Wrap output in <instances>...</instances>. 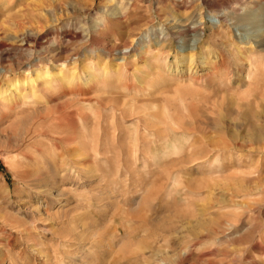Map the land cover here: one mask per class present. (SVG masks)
<instances>
[{"label":"rangeland","instance_id":"obj_1","mask_svg":"<svg viewBox=\"0 0 264 264\" xmlns=\"http://www.w3.org/2000/svg\"><path fill=\"white\" fill-rule=\"evenodd\" d=\"M0 69V264H264V0H0Z\"/></svg>","mask_w":264,"mask_h":264},{"label":"bare ground","instance_id":"obj_2","mask_svg":"<svg viewBox=\"0 0 264 264\" xmlns=\"http://www.w3.org/2000/svg\"><path fill=\"white\" fill-rule=\"evenodd\" d=\"M246 19V18H245ZM249 20V19H248ZM251 22V21H250ZM243 23V22H242ZM241 23V24H242ZM246 26V25H245ZM237 28V27H236ZM253 29V30H252ZM28 29H26L25 28V26H20V25H17L16 26V30H15V33H14V35L12 36V42L17 46V47H19V49L22 51V52H26L29 56H30V59H29V62H27V65H30L32 62H34V61H37V62H39L40 60H48L49 59V62H48V65L47 66H45V67H43V68H40V66H39V68L37 67V69L34 71V72H36L37 70L38 71H48V73L49 74H46V76L48 77V78H50L51 76H52V74H53V76H56V75H61V77H64V75H62V72H63V69L66 67V64H67V62H69V60H71V57H72V53L73 52H71V51H61V50H55V51H52L53 50V45H51L50 43H47L45 40H42L41 39V34H38L37 36H32L28 31H27ZM195 30V29H194ZM240 31L243 33V35H247V36H250L252 33V31H254V27L252 26V27H250V26H248L247 27V29H246V27H244V28H241L240 29ZM258 31V30H257ZM74 36L73 37H71V38H69L67 41H69V42H74ZM7 40V39H6ZM32 40V41H31ZM11 42V41H10ZM71 43V44H72ZM75 43V42H74ZM55 46V45H54ZM59 47V46H58ZM65 48V47H64ZM74 50V49H73ZM50 51L51 52H54V54L50 57L49 55V53H50ZM39 55L36 59H34L33 60V56H35V55ZM66 54V56H65V60L63 61V64L61 65V68L59 67H56V65H54V62L53 61H51L52 59H53V57L55 58V57H58V58H60V57H62L63 55H65ZM52 58V59H51ZM57 58V59H58ZM33 60V61H32ZM56 61V60H55ZM61 61V60H60ZM72 64H74L75 65V63H74V61H73V63ZM34 65V64H33ZM40 65V64H39ZM35 66V65H34ZM30 68V67H29ZM31 68H32V66H31ZM7 72L9 73V71H7V70H2V69H0V80L3 78V77H5V75L7 74ZM54 74H56V75H54ZM34 78L35 77H38V72H36V73H34ZM46 77V78H47ZM66 77V76H65ZM53 79L52 78H50V82L52 81ZM51 83H53V81L51 82ZM50 83V84H51ZM15 84V85H14ZM24 85V84H23ZM13 88H14V92L16 91V94L15 95H17V97L18 96H21L22 98H24V99H26L27 98V96H28V93L26 92V90L24 89V91H23V93L21 94V91L20 90H18V89H16V81H15V83H13L12 85H9V88H8V90L9 91H6L5 92V94H2L1 96L2 97H4L6 94L7 95H12V91H13ZM49 88V87H48ZM38 89H37V87L36 86H32V90H31V93H32V95H36V93L38 92L37 91ZM50 91V90H49ZM8 92H9V94H8ZM14 95V94H13ZM12 95V96H13ZM14 98H16L15 96H14ZM18 99V98H17ZM17 99H15V101H17ZM28 99V98H27ZM16 104H17V102H16ZM255 142V141H254ZM253 144V143H252ZM256 144V143H255ZM254 144V145H255ZM260 144V143H259ZM251 146V145H250ZM250 146H248V147H250ZM252 147V146H251ZM250 149H254V148H250ZM249 149V150H250ZM252 150H250V151H252Z\"/></svg>","mask_w":264,"mask_h":264}]
</instances>
